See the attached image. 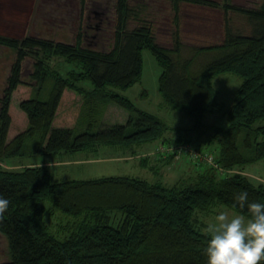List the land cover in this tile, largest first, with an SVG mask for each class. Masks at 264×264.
Returning a JSON list of instances; mask_svg holds the SVG:
<instances>
[{
    "label": "trees",
    "instance_id": "trees-1",
    "mask_svg": "<svg viewBox=\"0 0 264 264\" xmlns=\"http://www.w3.org/2000/svg\"><path fill=\"white\" fill-rule=\"evenodd\" d=\"M87 1L80 0L81 17ZM165 1L175 10L173 49L158 44L131 0L115 1V36L106 51L88 45L83 30L72 44L0 35V46L17 52L0 98V194L10 200L0 213V234L11 250L10 262L3 264H207L204 248L209 234L200 230L196 215L227 206L250 216L234 199L245 190L250 200L264 201V182L246 172L260 162L264 167V2L258 9H247L228 0L223 6L210 0ZM182 3L221 7L223 43L197 46L185 55L179 39ZM229 13L244 16L250 33L236 32ZM133 21L138 26L130 29ZM144 51L153 53L162 69L159 90L166 106L194 121L174 143L163 119L116 92L141 82ZM29 56L35 59L31 74L35 83L22 78ZM51 59L70 68L51 71L47 66ZM227 74L242 82L229 106L219 102L214 84ZM45 92L48 98L42 100ZM17 95L23 113L17 111L16 116L12 107ZM110 109L116 114L110 116ZM123 110L130 115L124 118ZM210 114L225 125H211L210 130L205 122ZM98 116L112 122L93 132L95 124L86 119ZM80 122L81 128L87 126L77 133ZM155 141L214 151L222 171L237 173L206 166L193 179L165 187L127 176L58 180L49 165L65 153ZM32 156L43 157L42 163L4 166ZM56 213L68 219L58 233L47 223Z\"/></svg>",
    "mask_w": 264,
    "mask_h": 264
},
{
    "label": "rangeland",
    "instance_id": "rangeland-1",
    "mask_svg": "<svg viewBox=\"0 0 264 264\" xmlns=\"http://www.w3.org/2000/svg\"><path fill=\"white\" fill-rule=\"evenodd\" d=\"M116 0H88L85 8V13L81 17L80 0H0V35L9 36L11 38L24 39L28 36L40 37L46 40L51 39L55 42H65L72 44L75 42L79 31H84L87 36L88 45L91 47H100V50H109L113 45L116 25V10L114 9ZM214 3H219L223 6L227 0H210ZM229 3L242 6L247 9H258L264 0H228ZM131 5L134 8H139L142 21L151 26L158 44L173 49L175 40V22H174V7L165 0H131ZM232 18L231 27L236 32L250 33V26L247 19L242 15L229 13ZM180 18V40L185 45V55L192 53V48L195 47H210L218 46L224 41L225 35V16L224 10L221 7L211 8L182 3L179 14ZM92 27L90 28L89 25ZM98 24V26H97ZM100 25V26H99ZM97 26L95 29L94 27ZM138 22L130 23L129 28H135ZM87 30V31H86ZM96 35V37H95ZM16 51L7 47L0 46V98L3 96V91L7 86V79L11 73V67L16 61ZM144 70L141 82L135 84L127 91L116 90L125 97L131 99L138 109H143L151 114L163 119L170 127V132L167 134L173 140L177 139L178 135H182V130H187L193 125V119L188 115L175 111L166 106L163 97L160 93L159 80L162 69L153 55L149 51H144ZM35 59L31 56L26 59L23 64V80L26 82L35 83L31 79L33 73V64ZM52 68L51 71L67 72L69 69L64 65L62 60L51 59L47 63ZM52 75L48 80H51ZM219 101L225 105L232 104L235 92L242 84L241 79L236 75H220L214 80ZM90 88V84H85ZM28 92V89H25ZM48 92H45L41 99L45 100L48 97ZM19 95L13 99V113H23L18 104ZM113 109L109 110L110 116L116 114ZM125 117L129 114L123 110ZM130 115V114H129ZM17 116V115H16ZM109 116V117H110ZM103 118V120H102ZM207 124L225 125V121L217 115L210 114L206 117ZM110 118L105 122L102 116L94 117L86 120L95 124L93 132H98L102 124L109 125ZM112 119V118H111ZM94 120H97L96 123ZM102 120V121H101ZM115 120V119H113ZM82 121V120H81ZM102 123H101V122ZM81 123V122H80ZM263 123V122H261ZM264 124V123H263ZM79 125L77 133L83 132ZM189 126V127H188ZM187 128V129H186ZM86 130V129H85ZM211 130V127H210ZM209 130V132H210ZM182 131V132H180ZM206 131V130H204ZM206 140V136H205ZM160 141L143 142V144L132 143L130 145H110L99 146L98 156L102 159L98 162L78 165L57 166L53 168V174L58 180H89L100 179L101 177H136L142 180H147L151 184L157 182L162 183L165 187H170L180 182L189 181L197 176L206 165H198L188 158L174 159L167 163L166 166L160 163L159 158L162 155L159 153V148L166 146H175V144H162L157 146ZM215 145L212 146L213 150ZM31 149L28 154H31ZM208 149H205V151ZM210 150V149H209ZM204 151V150H203ZM208 152V151H206ZM214 152V151H213ZM213 152H210L213 153ZM146 154V155H145ZM169 154V153H168ZM167 157L173 158L174 155L169 154ZM214 157L216 156L215 153ZM96 157L95 152H77V154L65 153L58 156L60 160L76 161L77 159L84 160L86 158ZM158 156V157H157ZM122 157L126 158L123 159ZM163 157V156H162ZM169 157V160L171 159ZM147 159V164L142 165V161ZM43 160L41 156L21 157L14 159L5 164V167L26 165L28 163ZM185 162H182L184 161ZM144 162V161H143ZM180 162V163H179ZM263 163H257L246 169V172L255 181L264 182ZM234 171L229 174H235ZM228 173V172H227ZM228 211L230 214H238L227 206H215L214 210L209 213H199L196 215L199 219V228L206 232V225L214 221L215 214L219 211ZM68 219L61 214L47 218V223L51 225L53 231L58 233L67 226ZM11 250H9L8 239L0 234V264L10 262Z\"/></svg>",
    "mask_w": 264,
    "mask_h": 264
},
{
    "label": "clouds",
    "instance_id": "clouds-1",
    "mask_svg": "<svg viewBox=\"0 0 264 264\" xmlns=\"http://www.w3.org/2000/svg\"><path fill=\"white\" fill-rule=\"evenodd\" d=\"M240 208L250 216L222 210L206 225L209 239L204 248L207 264H264V201L250 200L245 190L235 194ZM10 200L0 194V213Z\"/></svg>",
    "mask_w": 264,
    "mask_h": 264
},
{
    "label": "built area",
    "instance_id": "built-area-1",
    "mask_svg": "<svg viewBox=\"0 0 264 264\" xmlns=\"http://www.w3.org/2000/svg\"><path fill=\"white\" fill-rule=\"evenodd\" d=\"M159 153L163 157H166V155L172 154L174 155V159L178 160L181 158H188L194 163H197L198 165L204 164L208 167H214L215 169L223 172L232 173V171H222L218 163L215 161L214 154L210 152H206L203 150H199L196 147H194L192 144H177L175 146H166L159 148ZM168 154V155H169Z\"/></svg>",
    "mask_w": 264,
    "mask_h": 264
},
{
    "label": "crops",
    "instance_id": "crops-1",
    "mask_svg": "<svg viewBox=\"0 0 264 264\" xmlns=\"http://www.w3.org/2000/svg\"><path fill=\"white\" fill-rule=\"evenodd\" d=\"M218 100H219V95H218ZM219 102H221V101H219ZM223 103V102H222ZM189 127V126H188ZM187 129V128H186ZM188 130V129H187ZM187 130H182L183 132L184 131H187ZM182 131H180V132H182ZM178 136H181V135H178ZM177 136V137H178ZM173 138V137H172ZM158 142V141H157ZM162 144H164L163 142H159L158 143V145L157 146H160V145H162ZM100 148H92V149H89L88 151H92V152H95V156L96 157H90V156H88V158H86V159H84V160H80V159H77L76 161H74V160H72V161H69L68 159H66V160H60V159H58V157L56 158V159H54V160H51V162L52 163H50L49 165H50V167L53 169H55V167H57V166H66V165H78V164H88V163H92V162H98L99 160H101L102 158L100 157V156H98V152H96V151H98ZM88 151H85V152H88ZM146 155V154H145ZM60 156H62V155H60ZM158 157V156H157ZM123 159H126V158H124V157H122ZM147 159H144L141 163H142V165H143V163H145V166H149L148 164H147V161H146ZM172 160H174V159H170L169 160V158L166 156V157H162L161 156V158H159V161H160V163L161 164H163L164 166H166L167 165V163H170V162H172ZM182 162H185V160L184 161H182ZM34 163H37V164H41L42 163V160H40V161H37V162H32V163H28V164H26V166H31L32 164H34ZM180 163V162H179ZM22 166H24V165H17V166H15V167H17V168H21ZM144 166V165H143ZM14 167V166H13Z\"/></svg>",
    "mask_w": 264,
    "mask_h": 264
}]
</instances>
